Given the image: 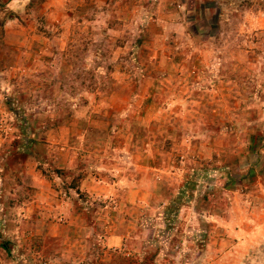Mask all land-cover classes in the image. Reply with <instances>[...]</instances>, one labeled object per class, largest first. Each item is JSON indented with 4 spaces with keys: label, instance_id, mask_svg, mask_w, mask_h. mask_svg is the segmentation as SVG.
<instances>
[{
    "label": "rangeland",
    "instance_id": "374dc122",
    "mask_svg": "<svg viewBox=\"0 0 264 264\" xmlns=\"http://www.w3.org/2000/svg\"><path fill=\"white\" fill-rule=\"evenodd\" d=\"M1 203L0 264H264V0H0Z\"/></svg>",
    "mask_w": 264,
    "mask_h": 264
},
{
    "label": "crops",
    "instance_id": "0c3cea01",
    "mask_svg": "<svg viewBox=\"0 0 264 264\" xmlns=\"http://www.w3.org/2000/svg\"><path fill=\"white\" fill-rule=\"evenodd\" d=\"M15 175H16V174H15ZM16 176H17V175H16ZM10 195H11L12 197H13V195H14L15 197H18V195H17V193H16L15 191H14V192H11ZM16 202H17V204H19L18 198H17ZM0 209H1V211L3 212V213H2V220H3V222H5V221L8 219V214H9V213H11L12 211H16V210H8V207L5 206V205H3L2 203L0 204ZM1 228H2V230H3V229H7V226L5 225L4 227L2 226Z\"/></svg>",
    "mask_w": 264,
    "mask_h": 264
},
{
    "label": "trees",
    "instance_id": "16d2710c",
    "mask_svg": "<svg viewBox=\"0 0 264 264\" xmlns=\"http://www.w3.org/2000/svg\"><path fill=\"white\" fill-rule=\"evenodd\" d=\"M2 247H4V245L2 244Z\"/></svg>",
    "mask_w": 264,
    "mask_h": 264
}]
</instances>
